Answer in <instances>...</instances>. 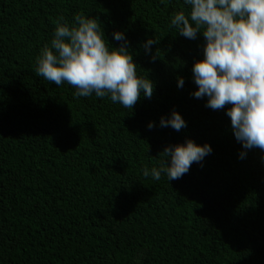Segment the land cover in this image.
<instances>
[{
    "label": "trees",
    "instance_id": "trees-1",
    "mask_svg": "<svg viewBox=\"0 0 264 264\" xmlns=\"http://www.w3.org/2000/svg\"><path fill=\"white\" fill-rule=\"evenodd\" d=\"M190 7L0 0V264H264V150L236 139L232 105L213 110L192 95L206 40L170 27ZM77 14L95 18L111 47L124 34L151 98L142 92L127 109L37 75L56 22L71 28ZM149 39L159 43L146 50ZM173 111L186 121L180 131L160 126ZM188 140L211 153L180 179L143 175Z\"/></svg>",
    "mask_w": 264,
    "mask_h": 264
},
{
    "label": "clouds",
    "instance_id": "clouds-1",
    "mask_svg": "<svg viewBox=\"0 0 264 264\" xmlns=\"http://www.w3.org/2000/svg\"><path fill=\"white\" fill-rule=\"evenodd\" d=\"M190 11L173 15L170 27L178 34L195 40L202 33L206 46L204 58L193 66L196 98L207 96V107L213 110L232 105L231 119L236 139L245 149L264 150V0H184ZM63 20V17L60 18ZM58 20L51 46L45 45L36 59L35 71L46 81L61 85L67 82L77 89L78 97L110 96L113 103L133 109L141 93L151 98L154 83L138 78L137 65L128 51V41L121 32L114 38L119 48L111 47L95 18L75 16L76 25L69 27ZM159 40L149 39L144 47ZM155 60V57H153ZM184 84L183 78L178 86ZM155 122L148 125L154 127ZM161 127L180 131L187 126L179 112L161 118ZM212 151L188 140L184 145L168 146L162 153L170 158L160 168H147L143 175L159 181L161 174L176 180L186 174L193 163H200ZM243 153L241 156L243 157Z\"/></svg>",
    "mask_w": 264,
    "mask_h": 264
}]
</instances>
